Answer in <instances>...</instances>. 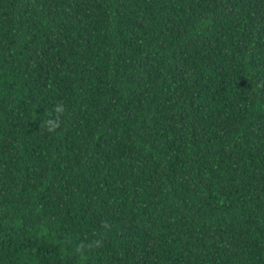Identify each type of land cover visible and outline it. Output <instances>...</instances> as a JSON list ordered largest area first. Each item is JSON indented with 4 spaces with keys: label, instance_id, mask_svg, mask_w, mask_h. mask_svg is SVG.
Masks as SVG:
<instances>
[{
    "label": "trees",
    "instance_id": "16d2710c",
    "mask_svg": "<svg viewBox=\"0 0 264 264\" xmlns=\"http://www.w3.org/2000/svg\"><path fill=\"white\" fill-rule=\"evenodd\" d=\"M0 264H264V0H0Z\"/></svg>",
    "mask_w": 264,
    "mask_h": 264
},
{
    "label": "clouds",
    "instance_id": "9594fccd",
    "mask_svg": "<svg viewBox=\"0 0 264 264\" xmlns=\"http://www.w3.org/2000/svg\"><path fill=\"white\" fill-rule=\"evenodd\" d=\"M52 111H55L57 115L55 117L52 116ZM51 112H48V119L44 120L42 122V126L45 128L46 131L49 133L55 132L61 125V108L57 106L54 108ZM102 245V239L101 240H94L89 243H83L82 245H76L74 251L80 255L81 258L86 259L85 256V250L86 249H92L94 247H98Z\"/></svg>",
    "mask_w": 264,
    "mask_h": 264
}]
</instances>
